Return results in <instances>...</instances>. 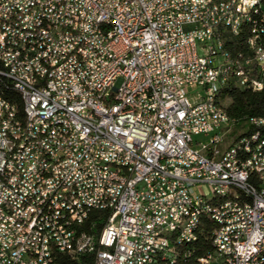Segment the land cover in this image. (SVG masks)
I'll use <instances>...</instances> for the list:
<instances>
[{
    "label": "built area",
    "instance_id": "obj_1",
    "mask_svg": "<svg viewBox=\"0 0 264 264\" xmlns=\"http://www.w3.org/2000/svg\"><path fill=\"white\" fill-rule=\"evenodd\" d=\"M228 3L0 0V75L30 109L19 122L0 96V264L86 253L95 264H172L177 245L192 255L208 208L215 251L200 263L264 264V122L248 120L256 148L241 161L242 137L210 100L220 86L264 91V0H239L247 38L236 27L218 38ZM248 165L260 187L246 182ZM226 183L242 194L208 206ZM91 210L108 213L98 239L82 230Z\"/></svg>",
    "mask_w": 264,
    "mask_h": 264
},
{
    "label": "trees",
    "instance_id": "obj_2",
    "mask_svg": "<svg viewBox=\"0 0 264 264\" xmlns=\"http://www.w3.org/2000/svg\"><path fill=\"white\" fill-rule=\"evenodd\" d=\"M0 96L22 107L20 95L16 93L10 83H7L6 79H0ZM219 99L222 108L224 107L231 120L234 121L233 125L236 130L233 134H235L236 139L253 133V129L248 126L250 118L264 116V91L256 92L228 86L220 91ZM107 218V212L91 210L82 230L93 234L98 239ZM213 224L208 219H202L196 241L188 244V249H191L192 255L188 258L183 257L186 252V245L179 247L177 264H201L200 258L209 253H214L213 230L215 226ZM58 261L59 264H95L96 255L95 253H86L77 258H72L67 254H60ZM205 264H210V262L205 260Z\"/></svg>",
    "mask_w": 264,
    "mask_h": 264
},
{
    "label": "bare ground",
    "instance_id": "obj_3",
    "mask_svg": "<svg viewBox=\"0 0 264 264\" xmlns=\"http://www.w3.org/2000/svg\"><path fill=\"white\" fill-rule=\"evenodd\" d=\"M228 10H231L228 14V22L226 25H218V38H228L229 31H233L234 28L238 29V35L240 38H247L248 33L252 27V17L251 11H244V20H238L239 16V0H229ZM207 12H214V4H207ZM220 56L222 60H230V53L228 51V45H220ZM231 74V65H224V69H220V76H227ZM0 79H6L4 75H0ZM7 80V79H6ZM2 81V80H1ZM13 89L20 95L22 100V107H19L16 103H13V109L15 114L19 117V122L29 123L30 122V109L26 103V97L24 94V89L18 87L16 84L10 83ZM19 84H28L27 76H19ZM227 86H220V88H213L210 92V100H218L219 93L222 89ZM8 103H12L7 100ZM212 109L220 110L219 101H212ZM221 116L223 119H227L230 123L234 121L231 120L224 107L221 105ZM259 120L264 122V116L258 117ZM242 145H246V150H241V161H248V152H254L256 148V140L254 137L242 136ZM246 182L253 187H260L262 185V178H260V173L255 165L246 166ZM234 194H242V185L240 183H226L224 184L223 190L217 192V197L207 198L208 206H216L219 204V200L231 199ZM216 208H208V212H199V219H197V227L202 221V219H208L215 224ZM197 234H194L192 239L188 244L196 241ZM183 245H177L175 247V256L173 257L172 264H177L178 261V248ZM186 257V252L183 254ZM258 257L264 258V249L258 250ZM209 261L210 264H215V261Z\"/></svg>",
    "mask_w": 264,
    "mask_h": 264
},
{
    "label": "rangeland",
    "instance_id": "obj_4",
    "mask_svg": "<svg viewBox=\"0 0 264 264\" xmlns=\"http://www.w3.org/2000/svg\"><path fill=\"white\" fill-rule=\"evenodd\" d=\"M190 92H191V93H196V94H197L198 89L191 90ZM235 130H236V127H235V126H232V127L230 128V134H232V136H230L231 138L235 137V134H233ZM231 138H230V140H231ZM199 140L204 141V138H203V137H199Z\"/></svg>",
    "mask_w": 264,
    "mask_h": 264
}]
</instances>
